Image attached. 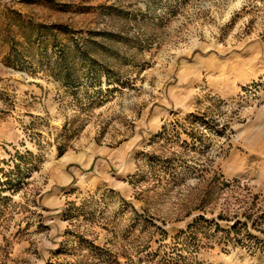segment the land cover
Returning a JSON list of instances; mask_svg holds the SVG:
<instances>
[{
  "label": "rangeland",
  "instance_id": "rangeland-1",
  "mask_svg": "<svg viewBox=\"0 0 264 264\" xmlns=\"http://www.w3.org/2000/svg\"><path fill=\"white\" fill-rule=\"evenodd\" d=\"M0 264H264V0H0Z\"/></svg>",
  "mask_w": 264,
  "mask_h": 264
},
{
  "label": "trees",
  "instance_id": "trees-1",
  "mask_svg": "<svg viewBox=\"0 0 264 264\" xmlns=\"http://www.w3.org/2000/svg\"><path fill=\"white\" fill-rule=\"evenodd\" d=\"M63 150H64V149H62V148H60V147H57V153H58V155H61L62 152H63ZM6 183L9 184L10 181H7Z\"/></svg>",
  "mask_w": 264,
  "mask_h": 264
}]
</instances>
